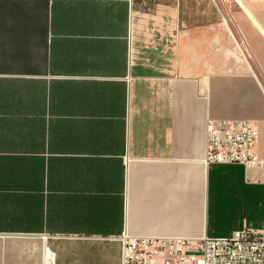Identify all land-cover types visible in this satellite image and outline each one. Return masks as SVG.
Here are the masks:
<instances>
[{
	"label": "crops",
	"instance_id": "1",
	"mask_svg": "<svg viewBox=\"0 0 264 264\" xmlns=\"http://www.w3.org/2000/svg\"><path fill=\"white\" fill-rule=\"evenodd\" d=\"M0 0V264H121L114 237L260 228L264 172L207 162L210 119L264 159V0Z\"/></svg>",
	"mask_w": 264,
	"mask_h": 264
},
{
	"label": "built area",
	"instance_id": "2",
	"mask_svg": "<svg viewBox=\"0 0 264 264\" xmlns=\"http://www.w3.org/2000/svg\"><path fill=\"white\" fill-rule=\"evenodd\" d=\"M207 130V162L259 166L264 172V159L255 152L259 131L250 120L210 119ZM114 239L121 242V264H264V221L260 228L200 240L128 232Z\"/></svg>",
	"mask_w": 264,
	"mask_h": 264
},
{
	"label": "rangeland",
	"instance_id": "3",
	"mask_svg": "<svg viewBox=\"0 0 264 264\" xmlns=\"http://www.w3.org/2000/svg\"><path fill=\"white\" fill-rule=\"evenodd\" d=\"M217 2L219 8L224 12L225 18L228 20L230 25H232L238 35H241L237 24L240 20L239 5L234 0H217Z\"/></svg>",
	"mask_w": 264,
	"mask_h": 264
}]
</instances>
